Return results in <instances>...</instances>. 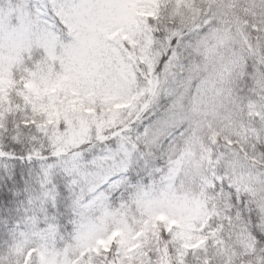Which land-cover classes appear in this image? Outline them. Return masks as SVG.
Returning a JSON list of instances; mask_svg holds the SVG:
<instances>
[{
	"label": "snow or ice",
	"instance_id": "6c2138e0",
	"mask_svg": "<svg viewBox=\"0 0 264 264\" xmlns=\"http://www.w3.org/2000/svg\"><path fill=\"white\" fill-rule=\"evenodd\" d=\"M0 264H264V0H0Z\"/></svg>",
	"mask_w": 264,
	"mask_h": 264
}]
</instances>
